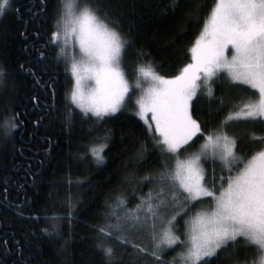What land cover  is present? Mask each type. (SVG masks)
I'll list each match as a JSON object with an SVG mask.
<instances>
[{
    "label": "trees",
    "instance_id": "16d2710c",
    "mask_svg": "<svg viewBox=\"0 0 264 264\" xmlns=\"http://www.w3.org/2000/svg\"><path fill=\"white\" fill-rule=\"evenodd\" d=\"M81 5L89 0H70ZM109 7L114 15L120 16V30L133 42V49L149 55L143 61H137L135 52L125 58V77L131 85V94L117 113L110 114L100 125L99 130L110 129L114 135L111 144L104 149L106 160L97 164L89 154V159L81 160L79 155L86 153L85 145L89 138L96 135L89 131L93 121L84 117L76 108L69 95L73 89L69 57L57 59L61 43H47L51 31L55 30L57 19L54 9L58 0H47L43 8L41 0H15L11 9H5L0 18V262L2 264H104L99 250L95 249L96 227L106 221L101 215L109 209L105 207L109 197L119 195L121 191L131 192L133 187L138 192L147 193L156 184L155 181L145 183L141 188L136 181L145 171H159L163 157L159 149L149 157L150 165L135 169L131 165L124 168V161L136 153L138 145L134 140L147 141L152 149L153 139H159L155 129L151 132L138 116L136 100L139 91L135 87L138 78L135 64L151 61L160 75L174 76L190 62L191 46L202 31L216 0H196L203 7L194 11L191 19L182 12L172 14L164 5L168 0H134L136 7H128L133 0H100ZM19 6V12L13 11ZM43 10L38 11V9ZM103 12V9H102ZM43 53V55H41ZM203 85V83H201ZM212 88L214 95L209 96L207 89L201 87L198 96L194 97V118L201 121L203 132L217 129L238 139L237 154L248 156L264 147V141L251 142L253 134L264 135V124L253 123L245 118H236L225 122V118L238 110V106L258 97V92L249 85H241L231 81L224 71L216 74ZM75 115L73 127L65 128V115L68 110ZM18 114L17 129L5 131L4 120ZM91 117V113H89ZM191 147H183L178 154H171L170 167L178 158L195 153L200 149L204 136L197 134ZM96 143H106L96 141ZM127 151L121 154V150ZM222 162L218 156L208 155L202 161L206 169L207 186L212 184L213 170L219 185ZM243 162L238 164L232 173L223 172L225 178L235 175ZM136 174L130 181L126 177ZM227 179H225V185ZM219 192V186H217ZM51 193V195H50ZM69 200L74 206L72 227L67 219ZM137 199L129 200L131 208ZM212 200L203 199L181 216L179 225L184 227L182 239H186L188 222L202 207L209 208ZM174 208L167 210L171 215ZM22 213V214H21ZM36 213V215H33ZM56 213L62 218L53 221ZM120 214V213H118ZM37 217H39L37 219ZM166 221V219H165ZM55 222L59 225L61 240L68 239L66 254H58L48 236L41 232ZM166 223V222H165ZM167 225V223H166ZM129 239L134 244H147L150 239L130 233ZM117 244L116 241H110ZM239 244H243L241 239ZM230 246L220 252V258L234 250ZM184 246H172L165 249L164 258L171 260L176 257ZM117 246V252L121 251ZM127 252H133L131 246ZM255 249L240 248L238 256L228 259L224 264L244 263ZM247 254V257H246ZM132 258L125 255L121 264H128ZM145 257L140 256L135 264H144ZM148 264H151L150 258ZM211 264H221L220 259L210 258Z\"/></svg>",
    "mask_w": 264,
    "mask_h": 264
},
{
    "label": "snow or ice",
    "instance_id": "6c2138e0",
    "mask_svg": "<svg viewBox=\"0 0 264 264\" xmlns=\"http://www.w3.org/2000/svg\"><path fill=\"white\" fill-rule=\"evenodd\" d=\"M14 2L0 0V18ZM41 3L46 8L47 0H41ZM127 6L134 9V0ZM76 7L70 0H58L54 9L57 16L55 30L51 31L46 44L54 46L61 43L57 59H67L71 42L70 68L76 84L69 98L84 117L92 119L89 131L96 132L85 145L87 152L81 153L79 158L89 159L90 154L97 164H101L106 160L104 149L111 144L114 135L110 129L99 130L100 125L110 118V114L117 113L131 94V85L125 78V58L131 54L130 50L135 52L137 61H143L149 54L142 49H133L132 40L120 30V16L111 13L100 0H89L78 11ZM202 7L196 0H168L164 10L171 9L173 15L182 12L191 19L194 11ZM13 11L19 12V6ZM76 44L79 45L80 59H76ZM229 45L231 58L225 55ZM191 51L193 63L186 64L178 75L170 78L159 75L151 61L134 65L138 76L150 78L153 82L137 98L135 115L144 121L149 132L154 124L155 133L160 138L153 139L152 149H149L147 141L134 140L138 149L134 156L124 161L123 166L125 169L129 165L137 170L145 168L150 165L149 157L155 154L156 149H159L163 161L159 171L147 170L138 176L136 183L141 188L145 183L156 182L147 193L141 194L133 187L131 192L123 190L106 201L105 207L109 210L101 214L106 222L95 225L94 237L95 249L99 250L104 264H121L125 255L132 258L128 264H135L140 256L146 258L144 264H148L147 258H150L151 264H176L175 256L166 260L163 253L172 246L184 245L186 248L177 254L180 264H211L210 258L220 259L224 264L226 260L238 256L240 248H254L251 264H264V147L253 152L245 162V156L237 154V137L219 129L205 134L201 121L193 115V98L198 96L201 87L207 89L210 97L213 96V80L218 70L225 69L231 81L249 85L258 92V97L242 102L236 112L225 118L224 123L236 117L264 124V0H216ZM3 74L5 70L0 69V75ZM89 78L95 80V87L85 91ZM201 79L203 85L199 82ZM17 115L5 118L6 133L19 127L18 123H10V120H16ZM74 115L71 109L66 113V129L73 127ZM198 133L204 136L200 149L184 160L177 159L175 166L170 167L171 154H178L182 146L191 147L195 143L193 138H199ZM100 140L106 143H96ZM250 140L253 143L264 141V135L253 134ZM126 151L127 148L122 149L121 154ZM209 152L222 162L219 185L214 169L210 187L206 184V169L202 167V161H206ZM242 162L243 167L235 175L225 178V170L232 173ZM135 175L126 179L130 181ZM133 198L138 202L128 208L129 200ZM209 198L214 206L210 211L202 207L195 213L190 234L182 239L178 234L181 233L180 217L201 200ZM170 208L175 211L167 215ZM68 209V226L71 228L75 216L70 200ZM48 218L55 221L62 217L53 213ZM165 219L168 226L159 232L157 225ZM149 226L150 243L141 245L131 242L129 235L133 230ZM41 232L48 236L58 254H66L70 241L66 238L61 240L58 224L53 222ZM241 239L244 241L242 245L238 243ZM113 240L122 249L119 253L118 245L110 242ZM128 246L133 248V252H127ZM230 246L236 247L221 259L220 252Z\"/></svg>",
    "mask_w": 264,
    "mask_h": 264
},
{
    "label": "rangeland",
    "instance_id": "374dc122",
    "mask_svg": "<svg viewBox=\"0 0 264 264\" xmlns=\"http://www.w3.org/2000/svg\"><path fill=\"white\" fill-rule=\"evenodd\" d=\"M72 3H74V4H76V11H78L79 10V8L80 7H83L84 5L82 4H80V3H78V2H72ZM201 33V32H200ZM200 35V34H199ZM198 35V36H199ZM197 36V37H198ZM197 37H196V39H195V41H194V43H193V45L191 46V48L190 49H192V47L195 45V43H196V40H197ZM75 52H76V59H80V56H79V45L78 44H76L75 45ZM72 52H73V48H72V45H71V42H70V45H69V50H68V57H69V65H71V62H72ZM225 55L228 57V58H231V56H232V51H231V46L229 45V46H227L226 47V49H225ZM190 62H188L187 64H189V63H193V53H192V51H191V55H190ZM186 65V64H185ZM181 71V70H180ZM220 71H224V72H226V74L229 76V74H228V72H227V70H225V69H220V70H218L217 71V73L218 72H220ZM70 72H71V76H73V74H72V71H71V68H70ZM179 74V73H178ZM178 74H176V75H178ZM160 75V74H159ZM176 75H174V76H176ZM201 75H202V73H201ZM162 76V75H161ZM164 77H166V78H170V77H173V76H165V75H163ZM230 77V76H229ZM126 78V77H125ZM200 82V84L201 83H203V81H202V79L199 81ZM152 80L150 79V78H146V77H143L142 75H140V76H138V78H137V80L135 81V87H136V89L139 91V93H138V97L139 96H141L144 92H145V90L146 89H148L151 85H152ZM75 84H76V81H75V77L73 76V88H74V86H75ZM93 87H95V80H91L90 78H89V81L88 82H86V86L84 87V90L85 91H88V90H90L91 88H93ZM137 106V105H136ZM137 111V110H136ZM149 119H150V115H149ZM143 121V120H142ZM152 128H154L155 129V125L153 124V126H152ZM158 134V133H157ZM158 136H159V134H158ZM160 138V137H159ZM191 154H193V153H190L189 155H187V156H185V157H182V158H178L179 160H184L185 158H187L188 156H190ZM209 155H211V152H209ZM175 166V164L173 165V167ZM212 206H214V202L212 201V205L209 207V208H205V207H203V209L205 210V211H210L211 210V207ZM175 210V209H174ZM173 212V211H172ZM194 215H195V213H194ZM194 215L193 216H191V218H190V220H189V222L187 223L188 225V228L186 229L187 230V232H186V237H187V235L188 234H190V230H191V221H192V218L194 217ZM166 221H164L163 223H158V225H157V230L159 231V232H162L163 230H164V228L165 227H167L168 225H166V223H165ZM149 224H151V222H149ZM180 228H181V231H182V229L184 230V227L183 226H180ZM136 236H138V237H143L144 239H147V240H149L150 239V232H151V228H150V226L148 227V228H144V229H138V230H133L132 231ZM185 248H186V245H185ZM254 254H255V252H254ZM254 254H252V255H250L249 256V259L247 260V261H245L244 263H242V264H251V261H252V259L254 258Z\"/></svg>",
    "mask_w": 264,
    "mask_h": 264
}]
</instances>
